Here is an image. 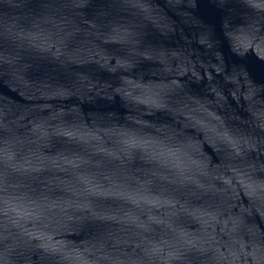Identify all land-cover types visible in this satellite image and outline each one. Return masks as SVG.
<instances>
[{"label": "water", "instance_id": "obj_1", "mask_svg": "<svg viewBox=\"0 0 264 264\" xmlns=\"http://www.w3.org/2000/svg\"><path fill=\"white\" fill-rule=\"evenodd\" d=\"M0 264H264V0H0Z\"/></svg>", "mask_w": 264, "mask_h": 264}]
</instances>
